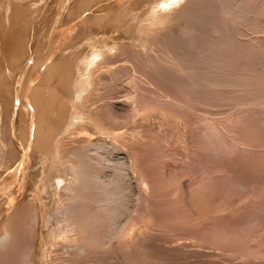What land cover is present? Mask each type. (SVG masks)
<instances>
[{"label":"bare ground","instance_id":"6f19581e","mask_svg":"<svg viewBox=\"0 0 264 264\" xmlns=\"http://www.w3.org/2000/svg\"><path fill=\"white\" fill-rule=\"evenodd\" d=\"M25 1L6 0V4L2 1L0 5L1 8L4 4L6 6L0 19L8 22L7 32H2L3 37L0 35V116L3 118L0 163L4 164L3 171L13 167L5 176H2L3 171L0 172V264H30L36 254L43 260L40 263L38 260L39 264H109L116 257L118 260L120 255L121 258H135V252L140 249L145 257L144 264H159L171 257L185 261L190 242L179 243L176 239L178 243H170L164 250L161 248L163 253L158 246L162 243L161 238L151 237V229H143L148 222L149 228L155 224L148 214L153 184L145 174L137 173L141 157L137 146L145 141L141 140L145 139V134L148 136L146 141L153 138L148 126L143 124L152 117L159 119L158 126L172 124L173 129L184 135L188 131V121L169 111L168 107H157L158 102L156 106L143 103L140 76L143 70L154 73L156 78L172 84L185 99H192L204 86H226L235 89L241 99L249 95L264 101V79L256 80L252 73V70L264 66V48L259 53L261 46L259 50L256 47L257 54L251 49L253 39L251 42L239 37L245 36L249 26L255 27L257 18L264 13V0H152L145 10L132 14L136 28L133 34H137L132 46L139 45L144 51L136 47L130 55L125 53L127 50L123 44L93 36L97 32L96 21L102 17L91 13L94 9L92 0H83L86 7L81 9L76 8L77 4L72 2L75 0H64L49 20L57 24L64 16L67 24L64 23L65 29L62 27L63 34H69L72 42L62 48L56 44L54 49L59 48V51L52 50L50 42H53L54 33L51 35V32L54 31L50 30V35L43 40L52 39L49 41L51 49L47 51L45 48L46 54L44 51L39 57L36 54L42 38L34 40L32 26L25 27L28 14L34 8L28 7L31 4ZM87 10L90 12L84 13ZM128 11L117 12V18L129 14ZM258 11L261 14H257ZM106 14V17L110 16ZM45 21L44 26L48 25ZM134 24H129L133 25L132 32ZM40 29L44 31L39 28L36 34ZM58 33L55 37L60 42L62 33L60 30ZM68 47L70 49L66 50ZM243 59L249 60L250 66H239L238 62L241 64ZM235 65L240 67L239 70ZM124 85L130 90L123 99L119 90ZM105 115L112 119H106ZM126 116H139L131 130L133 137L123 128ZM205 116L191 120L202 137L213 142L218 136L219 125ZM16 122L20 124L21 143L17 138ZM93 133L104 134V137L93 138ZM165 135L158 133L156 139L163 142ZM26 150L30 151L27 162ZM46 202L51 203L48 205L52 206L49 209L52 212L41 217ZM22 211V215L16 214ZM52 217L54 224L51 223ZM150 237L152 241L148 240ZM202 253L197 249L195 254L200 257ZM137 261L135 259L133 264Z\"/></svg>","mask_w":264,"mask_h":264},{"label":"rangeland","instance_id":"374dc122","mask_svg":"<svg viewBox=\"0 0 264 264\" xmlns=\"http://www.w3.org/2000/svg\"><path fill=\"white\" fill-rule=\"evenodd\" d=\"M2 1H4L6 4V0H1L0 5L3 4ZM28 1H31V2H28ZM28 1L26 2V4L27 3L28 5L29 3L31 4V6L29 5L28 7L30 8L34 7V8L33 9L31 8L32 11L30 10V14H28L29 15V17H27L28 21L25 18L26 16L24 17V20H26L25 22H27L26 26L25 25L24 26L25 27L28 26V28L29 26H32L31 28L35 31V32H33V30L31 31L34 33L33 35L34 40H36V37L42 38L39 43L40 47L38 46V49H37L38 56L36 54V57H39L40 55H43L44 53L46 54V52L50 50L51 48L53 50L56 44L57 46L59 44L60 46L59 48H62L64 44L66 46L71 44L72 37L69 36V34L67 35L63 34L65 26L67 24V21L63 19L64 16H62V19L60 17L59 21L61 22V24L60 22L58 23V21L56 22L57 24H54L50 21L52 20L53 13H55L57 8L60 7L59 5H61L63 3L62 1L64 0H28ZM32 1L34 2V5ZM80 1H82V4ZM117 1L118 0H92V6H93L92 9L93 8L94 9L102 8V9L100 10L93 9L94 11L91 10V13L101 16L102 18L98 17L99 21H101L105 15V19H103L101 22L98 23V20L96 21L98 26L96 25V22L94 23L97 26L96 28L97 32L93 34V36L97 35L99 39L106 38V41L113 40L115 42H118L119 44H123L124 47H126V49L124 48V50L125 51L129 50L128 52L126 51L125 53L127 54L129 53V55L134 53L136 47L137 48L139 47L144 51L143 47L139 45L132 46L133 37L137 35V34H133V33H136V28H135V24L133 23L135 22V20L134 19L132 20L133 18L132 14L140 13V11L142 12L143 10H145L146 7H148V5L150 4V1L152 0H127V1L121 0L118 2ZM72 2H75L77 4V5L76 4L74 5H76V8L78 9L86 7V5L83 4V0H77V1L75 0ZM78 2H79V5H78ZM5 4L2 6V8L0 7V10H2V13L0 12L1 16L2 15L4 16L5 14V11L3 10L6 7ZM119 4L121 5L119 6ZM36 5L39 6L38 9ZM41 5L43 6L42 8H41ZM126 6L127 7L130 6L131 8L130 7L127 8ZM133 7H134V10H133ZM122 9H123V12L125 11L127 12L129 9L130 10L132 9L131 11H128L129 14L127 13V15L120 14L121 15L120 16L118 14L120 18L124 16L123 18L125 20H123V18L122 19L117 18V12L122 11ZM33 10H35L34 11L35 15L33 14ZM88 11L90 12V10H87L84 13L87 14ZM64 12H66V10ZM106 13H108V16L110 14L111 17L110 16L106 17L107 16ZM258 13L261 14L260 11H258L257 14ZM37 14L39 17L37 16ZM30 16L32 17V19ZM257 17H259V15H257ZM49 18L51 19L49 20ZM45 19H47L46 21L48 25L44 26V24H46L44 23ZM257 19L259 21L257 20L255 24L256 28L253 26H249V28H247L248 31L246 32L245 36L240 35L239 37L240 38L242 37L241 39L244 38L243 40L251 41L253 39L252 41L254 42V45L251 48L252 51L254 49V52H256L255 48L257 47L256 49L259 50L261 46V49L259 52L261 53L262 48H264L262 47V44L264 46V28H263L264 27L263 25L264 24L263 23L264 13L260 15V18H257ZM3 20H1L2 23L4 22ZM48 22L52 24L50 25V23ZM65 22L66 24L64 25ZM107 22L108 23L110 22L109 25H106L108 24ZM115 24H117V26ZM129 24H134L133 32L131 31L132 30L131 26L133 25L129 26ZM7 25H8V22L7 23L4 22L3 24H1V27H0L2 28L0 29L1 37L4 36L3 33L5 34L7 32L5 30V29H8L6 28ZM126 25L128 26L126 27ZM46 26L48 27L46 28ZM54 27L56 28L53 30L52 28ZM62 27H64V29ZM39 28H44L43 29L44 31L42 32V30L40 29L41 31H39V34L38 33L36 34ZM48 28H49V31H48ZM238 28H240V26ZM25 30L28 31V29H25ZM50 30L54 31V32H51V35L54 33L53 34L54 36L52 37L55 38V39L53 38V42L51 41L54 44H51L50 42L51 48L49 46V41L52 39L50 40H48V38L44 39L45 41L47 40L46 42L43 40V38L50 35ZM59 30L61 31L62 36L60 37V42H57L58 39H56V37H58ZM27 31H25V34L28 33ZM46 31H48L49 33L48 32L46 33ZM56 31L58 34L56 33ZM124 31L126 32L124 33ZM40 32H42L43 37H41ZM31 37H32V34H31ZM61 39H64V40H61ZM127 40H131V41L127 42ZM130 46H132L133 48L130 49ZM45 48L47 49V51L45 50ZM59 48L54 49V50H57L58 52ZM116 48H117V45L115 48H113V50ZM69 49L70 48L68 47V49L66 50H69ZM245 61H246V65L244 64ZM249 64H250L249 60L247 61L244 59L241 61V64L240 62H238V65L239 66L242 65V68L247 67V65L250 66ZM238 65L237 66L235 65L236 68L238 67ZM239 68L240 67H238L237 70H239ZM142 72L144 75L142 74L140 76V84L142 83L141 86L143 88V89L141 88V91H142L141 97H143L141 101L143 103H147L153 106H156L158 104L157 107L158 106L168 107L169 111H172L174 114L176 113L180 114L181 116H183V118L185 117L186 120L188 121V125H187L188 131L184 135V134H180L179 132H177V130L173 129L172 124H169V123L165 124L164 125L165 128L164 126L160 124L158 126V123H160L159 119L156 120L157 118L152 117L150 118L151 120L149 119L146 123L143 122V124L148 126L147 130H150L149 134L153 138L150 140V142H148L146 141L147 134H145V136H143V138L145 139H141L142 137L140 138L141 140H145L147 142L145 143V141H141L142 145H140V147L142 151L139 150L140 148L139 145L137 146L138 151L140 152V156H141L140 157L141 160L139 159L140 165L137 166L138 168L137 173L139 174L142 173V175L145 174L146 176L145 175L144 176L147 179L148 178L149 180L152 179L151 182L153 184L152 189H151L152 194L150 193L151 199L149 202L150 206L148 205V214L151 215L149 216V218L152 217V219L150 218V221L153 220L155 224H152V227L150 226L149 228L148 226L150 225V223L148 222L146 223V226L143 227V229L144 230L151 229V237L155 236L154 238H161L162 241L160 242L162 243L161 244L159 243L160 245L157 243V241H155V243L158 244L160 249L163 247V250L164 248H166V245L168 246L170 243L171 244L178 243V240L180 241L179 243H189L190 242L192 244L191 245L189 243L190 245L187 246V248H189L190 251L188 250L189 253L185 261L184 259L181 260L180 258L178 260L177 259L175 260L174 258L171 257L170 259L162 260L160 263L167 264L168 262V264H175V263L180 264L181 262L182 264H184L186 262L185 264H198V263L199 264H264V101H261V99L255 100L251 96L249 95L244 96L243 94L241 95L244 96L243 97L244 99H241L242 97L237 95L238 93L235 94L236 92L235 89L231 87L229 88L226 86L225 87L220 86V87H215V88L211 86L209 87L204 86L202 90L201 89L199 90L200 92L197 91L195 93V96L197 99H195V96L192 97V99L191 98L185 99L182 96V94L179 91H177L175 87H173L172 84L169 83L170 86H168L169 84L166 80L162 81V79L156 78L155 77L156 75H154V73L149 72L148 70H145V71L143 70ZM252 73L254 74L255 76L254 78H256V80L264 79V66L262 68L260 67V69L256 68L252 70ZM150 80L153 81V83ZM143 81H145V83H143ZM124 86H122L121 87L122 89L119 90V95L123 99L126 98L127 95H129V90H130L128 86L126 85ZM229 89H231L232 91ZM202 91H203V94H202ZM163 96H164V99H163ZM204 98L205 100H202ZM152 99L154 101H152ZM186 100L187 101L190 100V101L186 102ZM17 101H18L17 103L19 104V100ZM151 101L153 102V104ZM159 101L161 103H159ZM98 102L99 101H97L96 103ZM207 103L208 105H206ZM160 104H162V106ZM190 105H193V106H190ZM18 110L19 108H17V113L15 114L16 120L18 119ZM197 116L198 117L205 116L210 121H213L219 125L218 126L219 127L218 136L214 138L213 140L214 143L208 142L205 138H203L200 131L194 126L193 121L196 120V118H198ZM107 117L105 115L106 119H109V120L112 119L110 115H108ZM136 117L133 116L132 118V116H128V117L126 116L127 120L124 119L123 121L124 122L123 128L125 131L127 130L126 132L130 136L132 134L131 130L134 128L135 126L134 124L137 123L136 120H138L139 116H136ZM0 118L2 120L0 121V129H1L0 136H2L3 118L2 116H0ZM17 122H16V129H17V134H18L17 138H18L19 143H21L20 141L21 136H19L20 131L18 130L20 129V124H17ZM153 128L157 130L156 131L152 130ZM158 128L161 131L164 130L165 132L164 131L161 132ZM170 132L174 134L170 135ZM158 133L159 135L161 134L165 135L166 133H168L166 134L167 136L165 135L166 139L163 142L156 139V137L158 136ZM178 134L180 136H178ZM93 135H94L93 138L96 137V139H100L104 137V134H100V133H95V134L93 133ZM143 135H144V132H143ZM189 136H191L192 138ZM131 137H133V134ZM178 137H180L181 139L180 138L178 139ZM149 143L151 144V147H153V149L150 148ZM220 143H222L223 145ZM147 146H148V149H147ZM113 151L116 152L117 150H113ZM26 152L27 154L25 155V158L26 157L29 158L30 151L26 150ZM27 161L28 159L26 158L25 162ZM3 169H4V164L2 163L1 165L0 163V170H1L0 172H2ZM10 169H13V167H11ZM10 169L3 171L4 173L2 176H5L6 175L5 173H8ZM142 185L145 188H147L145 182H143ZM48 204L51 205V203H47V202L45 203L44 210L46 211V213L44 211V214H41V217L47 214V212H52V210L51 211L49 210L51 209L52 206H49ZM46 207L47 208L49 207V208L46 209ZM21 213H23V211L17 212L16 214L20 216L22 215ZM39 218H40V215H39ZM51 219H52L51 223L54 224L55 222L54 217H52ZM157 224L159 225L160 228L158 227ZM161 226H162V229H161ZM163 230L164 232H162ZM181 236H183L182 237L183 239L181 238ZM186 236H188V238ZM151 237L148 240L152 241ZM164 240H167V241L163 243ZM197 249L198 250L200 249L201 252H203L200 257L197 254H195ZM163 250L161 249L160 251L164 253ZM135 254L138 256V258L136 256L135 258L134 257L133 258L124 257L125 258L124 259V258H121L120 257L121 255H120L118 256L119 258L118 260L116 257L115 260L112 259L111 260L112 262H109V264H117L116 262H119L118 264H130L132 262L131 264H133V261L135 259L138 260L137 264L146 263L143 250L141 249L139 251L137 250ZM37 255L38 254L33 256L34 259L32 258L31 260L32 264H39L40 261L41 262L43 261L42 258L40 256H38L39 257L38 258ZM35 257H37V260H35ZM121 260L124 261L125 263L124 262L122 263ZM127 260L130 263L127 262Z\"/></svg>","mask_w":264,"mask_h":264}]
</instances>
